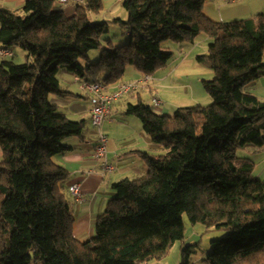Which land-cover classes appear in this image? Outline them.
<instances>
[{
    "label": "trees",
    "instance_id": "16d2710c",
    "mask_svg": "<svg viewBox=\"0 0 264 264\" xmlns=\"http://www.w3.org/2000/svg\"><path fill=\"white\" fill-rule=\"evenodd\" d=\"M209 0H123L128 19L114 18L130 41H109L99 59L107 22H93L103 0L76 2L69 16L59 0H25L16 11L0 8V264H141L162 259L186 237L184 215L208 230H226L211 241L206 264H264V180L244 148L264 146V100L248 84L264 75V12L218 21ZM21 11V13H20ZM210 37L198 59L214 72L202 80L212 103L162 114L144 102L130 104L152 140L167 152H142L145 175L114 184L116 194L88 241L75 236L76 219L56 161L68 152L66 138L80 135L86 120H73L50 99L68 96L58 74L68 70L112 84L128 66L152 74L174 51L166 41ZM27 51L14 59L15 47ZM84 60L85 62H82ZM239 161V162H238ZM191 245L180 264H191Z\"/></svg>",
    "mask_w": 264,
    "mask_h": 264
},
{
    "label": "crops",
    "instance_id": "0c3cea01",
    "mask_svg": "<svg viewBox=\"0 0 264 264\" xmlns=\"http://www.w3.org/2000/svg\"><path fill=\"white\" fill-rule=\"evenodd\" d=\"M24 2L25 0H0V8L16 11ZM63 8L69 16L74 15L77 9L76 2L72 1ZM204 12L209 18L218 21L244 17L257 19L258 14L264 12V0H236L234 2L209 0L205 4ZM127 35L130 36L129 30H127ZM210 41V37L200 34L192 42H175L171 47L174 55L166 66L153 72L151 80L142 83L140 88L125 92L113 101L111 110L102 126V130L109 136L108 159L115 166L111 172H104L100 162L94 157L98 133L91 122L94 96L84 92L85 90L79 92L76 89L77 84L73 80L74 73L63 74L64 85L60 80L61 89L69 91L70 95H52L50 99L71 119L86 120L84 130L80 135L66 138L65 142L71 145V149L56 156V161L69 171V178L65 183L66 188L75 182H80L83 188V199H79L69 192L72 200V212L76 219L74 232L79 240L88 241L95 234L99 215L104 212L110 199L117 192L114 187L116 182L146 174L147 162L141 153L158 155L161 152L160 144L153 141L145 131L140 118L128 113L129 105L141 101L152 105L154 110L159 113L168 114L183 106L182 99L175 100L176 98L171 92L185 95L188 100L198 102L201 97L206 95L202 80L214 77L213 70L198 59L200 54L207 53ZM111 42L116 46L119 45L115 41L111 40ZM133 67L128 66L124 76L117 82L107 84V91H115L120 83L142 77V73ZM194 86L200 89L198 97L193 94ZM248 87L251 92L264 100V75L249 83ZM155 98L161 101L159 106L155 105ZM211 99L209 98L210 101ZM196 105H200V103H196ZM248 149L249 151L244 157L254 162V174L264 180V146ZM2 157L3 150L0 146V160Z\"/></svg>",
    "mask_w": 264,
    "mask_h": 264
},
{
    "label": "rangeland",
    "instance_id": "374dc122",
    "mask_svg": "<svg viewBox=\"0 0 264 264\" xmlns=\"http://www.w3.org/2000/svg\"><path fill=\"white\" fill-rule=\"evenodd\" d=\"M21 13V11H20ZM121 18L124 21L128 19V11L124 7L123 0H103V7L99 11H91L89 12V18L93 22H107L108 24V29L102 34V45L100 48L92 49L89 51V58L93 62H96L101 54V51L103 48H107L109 41H115L116 44L123 45L126 44L130 41V36L127 35V26L123 23L119 22H114V18ZM175 42L173 41H166L164 43L165 48H170L172 50V45ZM15 55L14 59L17 62H24L27 51L20 46H16L15 49ZM82 62H85L82 60ZM134 68V67H133ZM72 74V72L68 70H62L58 76L59 79L63 80V74ZM73 74V78H74ZM74 80V79H73ZM77 85L75 86L76 89L81 92L83 90L79 83L75 82ZM61 85V83H60ZM62 85L64 83L62 82ZM198 85H200V82H198ZM249 88V87H248ZM200 89H198L196 86L193 87V94L195 96H200L197 94H200ZM249 90H251L249 88ZM84 91V90H83ZM87 92V91H84ZM172 95L175 96V100H181L182 107L186 106H193L196 105V103H200L201 105H208L207 103L211 102L209 98H211L210 95L204 90V97H201L198 102H195L193 100H188V97L185 95H179V94H174V92H171ZM170 94V95H171ZM164 95V94H163ZM165 96V95H164ZM169 97V96H166ZM147 101V100H146ZM175 110H172L168 114H173ZM75 119V118H74ZM161 148L160 153L158 154H164L167 152L166 148L163 145H159ZM248 148L241 149L239 151V156L244 157L246 156V152H248ZM239 162V161H238ZM184 221H185V226H186V237L184 240H178L175 242V245H173L172 249L170 250L169 253H167L162 259H150L145 263L141 264H180L182 261V248L191 245V252H190V259H191V264H206L204 262V259H206L208 252L211 249V241L216 238H222L227 234L226 230H220V229H212L208 230L206 226L201 223H192L189 220L188 214L186 213L184 215Z\"/></svg>",
    "mask_w": 264,
    "mask_h": 264
},
{
    "label": "built area",
    "instance_id": "2783aa9c",
    "mask_svg": "<svg viewBox=\"0 0 264 264\" xmlns=\"http://www.w3.org/2000/svg\"><path fill=\"white\" fill-rule=\"evenodd\" d=\"M63 6L68 5L70 2H81L82 0H59ZM226 2H234L236 0H225ZM10 51L7 48H0V57L9 54ZM151 74H145L139 79L122 82L119 84L115 91L108 92V85L103 81L91 80L83 77L79 74H75L74 80L79 83L80 87L91 93L94 96V105L91 110V122L93 126L98 130L97 143L94 149V157L101 164L104 172H111L115 169V166L108 159V143L109 136L102 130L103 122L109 114L112 103L118 99L125 92H131L141 87L142 83L151 80ZM156 106L161 104L158 98L154 99ZM69 190L77 198L83 199V188L80 182H75L69 185Z\"/></svg>",
    "mask_w": 264,
    "mask_h": 264
}]
</instances>
